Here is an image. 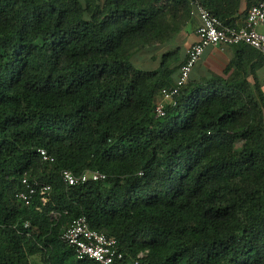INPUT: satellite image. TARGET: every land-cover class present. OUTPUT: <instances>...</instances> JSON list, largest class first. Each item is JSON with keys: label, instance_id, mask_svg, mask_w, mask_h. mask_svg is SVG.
<instances>
[{"label": "trees", "instance_id": "16d2710c", "mask_svg": "<svg viewBox=\"0 0 264 264\" xmlns=\"http://www.w3.org/2000/svg\"><path fill=\"white\" fill-rule=\"evenodd\" d=\"M197 1L238 27L257 0L241 13V0ZM192 11L190 0H0V264H98L61 238L80 216L116 240L115 264H264L260 52L232 44L222 73L189 76L153 112ZM157 46L168 48L156 68L135 66ZM65 170L104 177L70 185ZM23 178L37 190L28 204Z\"/></svg>", "mask_w": 264, "mask_h": 264}, {"label": "built area", "instance_id": "2783aa9c", "mask_svg": "<svg viewBox=\"0 0 264 264\" xmlns=\"http://www.w3.org/2000/svg\"><path fill=\"white\" fill-rule=\"evenodd\" d=\"M190 3L193 5L192 13L196 12L200 20L196 29L197 40L187 47L185 59L179 65L174 85L159 90L153 108L156 117L165 115L167 104L176 103L175 97L179 90L186 85L192 68L208 46L248 44L260 52L264 66V0H257L249 7L244 23L238 27L224 25L219 18L211 15L197 0H190ZM39 153L43 159L52 160L44 149H40ZM62 176L70 185L78 181L84 182L89 178L97 180L104 177L97 171L76 176L68 170L63 171ZM22 183L27 185V190L20 192L18 196L25 204H28L31 194L37 190L29 186L26 178L22 179ZM48 189L49 186L38 189L43 202L46 201V197L43 195ZM61 238L75 248L78 257L92 258L98 264H115L116 260L122 258L116 240L91 228L83 216L73 219L63 231Z\"/></svg>", "mask_w": 264, "mask_h": 264}, {"label": "crops", "instance_id": "0c3cea01", "mask_svg": "<svg viewBox=\"0 0 264 264\" xmlns=\"http://www.w3.org/2000/svg\"><path fill=\"white\" fill-rule=\"evenodd\" d=\"M254 0H241L240 13L246 11L249 4ZM244 17H240L236 19V24H241L243 22ZM200 24L199 17L196 12L191 14V21L187 25L185 31L175 36L174 45L180 46L181 50L179 52V61L177 62L178 67L174 75V79L178 75L179 65L183 62L186 56V49L189 45L194 43L197 40L196 29ZM168 48V46H157L148 49H142L141 53H151L149 60H155L158 53L164 49ZM239 49L234 47L233 45H219V46H208L204 49L201 57L198 59L197 63L191 70L190 77L191 78H199L201 76L207 75L210 72L220 74L226 68L229 61L235 56L236 51ZM162 52V53H163ZM241 57L244 58L243 61L249 66L253 64L256 60L255 55H250L246 57V54H241ZM242 58V59H243ZM133 61V59H132ZM134 63V61H133ZM256 77L259 83V89L264 96V66H260L256 69ZM253 78L250 77L251 82Z\"/></svg>", "mask_w": 264, "mask_h": 264}, {"label": "rangeland", "instance_id": "374dc122", "mask_svg": "<svg viewBox=\"0 0 264 264\" xmlns=\"http://www.w3.org/2000/svg\"><path fill=\"white\" fill-rule=\"evenodd\" d=\"M164 50H167L164 49ZM163 50H161L155 60H149L151 53H141V52H136L132 55V59L134 61V64L136 67L143 68V69H154L158 66L159 60H160V55L162 54ZM32 264H40L41 262L38 259H31Z\"/></svg>", "mask_w": 264, "mask_h": 264}]
</instances>
